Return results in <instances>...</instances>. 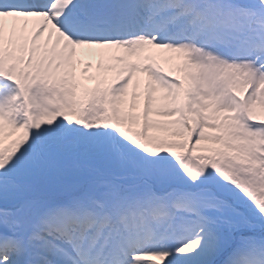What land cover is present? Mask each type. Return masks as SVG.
<instances>
[{
	"label": "snow or ice",
	"instance_id": "snow-or-ice-1",
	"mask_svg": "<svg viewBox=\"0 0 264 264\" xmlns=\"http://www.w3.org/2000/svg\"><path fill=\"white\" fill-rule=\"evenodd\" d=\"M0 264H264V0H0Z\"/></svg>",
	"mask_w": 264,
	"mask_h": 264
},
{
	"label": "bare ground",
	"instance_id": "bare-ground-1",
	"mask_svg": "<svg viewBox=\"0 0 264 264\" xmlns=\"http://www.w3.org/2000/svg\"><path fill=\"white\" fill-rule=\"evenodd\" d=\"M7 23L11 24V21H8ZM163 55H168V53H164ZM101 60H102V58L99 55L82 56L81 57L82 63L80 65V69H78V71L82 70L84 63H91L92 64V68L89 69V72H95V71H97L96 65L98 63H101ZM108 64H109V62L107 60H105L104 61V66H103V68L101 70H106L107 67H108ZM166 65H167V67L170 66L168 64H166ZM107 73H108V78L109 79L113 78L114 75H115V72L111 71V70L107 71ZM92 83H94V82H89V86H91ZM128 103L129 104H134V103H137V101H133L132 98H128Z\"/></svg>",
	"mask_w": 264,
	"mask_h": 264
},
{
	"label": "rangeland",
	"instance_id": "rangeland-1",
	"mask_svg": "<svg viewBox=\"0 0 264 264\" xmlns=\"http://www.w3.org/2000/svg\"><path fill=\"white\" fill-rule=\"evenodd\" d=\"M168 55H173V54H170V53H168ZM161 67H163L165 71H168V70H170V66H169V67H167V65H166V64H164V63H161ZM107 75H108V73H107ZM129 98H131V96H129Z\"/></svg>",
	"mask_w": 264,
	"mask_h": 264
}]
</instances>
